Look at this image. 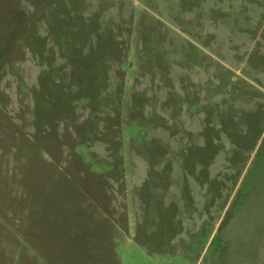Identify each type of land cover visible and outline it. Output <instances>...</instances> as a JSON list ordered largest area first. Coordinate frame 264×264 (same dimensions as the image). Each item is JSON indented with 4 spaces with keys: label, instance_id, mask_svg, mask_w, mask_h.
<instances>
[{
    "label": "rangeland",
    "instance_id": "obj_1",
    "mask_svg": "<svg viewBox=\"0 0 264 264\" xmlns=\"http://www.w3.org/2000/svg\"><path fill=\"white\" fill-rule=\"evenodd\" d=\"M0 264H264V0H0Z\"/></svg>",
    "mask_w": 264,
    "mask_h": 264
}]
</instances>
